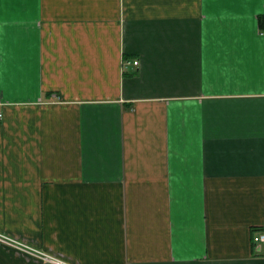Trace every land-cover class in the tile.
I'll return each mask as SVG.
<instances>
[{
  "label": "crops",
  "instance_id": "crops-1",
  "mask_svg": "<svg viewBox=\"0 0 264 264\" xmlns=\"http://www.w3.org/2000/svg\"><path fill=\"white\" fill-rule=\"evenodd\" d=\"M263 15L0 0V232L73 264H264Z\"/></svg>",
  "mask_w": 264,
  "mask_h": 264
},
{
  "label": "built area",
  "instance_id": "built-area-1",
  "mask_svg": "<svg viewBox=\"0 0 264 264\" xmlns=\"http://www.w3.org/2000/svg\"><path fill=\"white\" fill-rule=\"evenodd\" d=\"M134 63L138 64L139 61L135 60ZM2 106H3V102L0 100V122L3 120V117H4ZM0 237H1L0 239H2V238L8 239L9 241L8 240H5V241H8V243L16 246L18 249L22 250V252L27 253L32 258H36V259L42 260V261L47 262V263L55 262L56 264H61V260L51 257V255H49L45 252H42L40 249L38 250V249H35L29 245H26L25 243H20L19 241L8 237L7 235H5L1 232H0ZM4 239H2V240H4ZM253 243H254L255 247H257V248L264 247V229H260V230H257L254 232Z\"/></svg>",
  "mask_w": 264,
  "mask_h": 264
},
{
  "label": "rangeland",
  "instance_id": "rangeland-1",
  "mask_svg": "<svg viewBox=\"0 0 264 264\" xmlns=\"http://www.w3.org/2000/svg\"><path fill=\"white\" fill-rule=\"evenodd\" d=\"M0 238H1V237H0ZM2 239H4V238H2ZM2 239H0V244H3V245H6V246H9V247L14 248V249H16V250H18V251H22V250L18 249L16 246H14V245L8 243V241H9L8 239H4V240H2ZM5 240H8V241H5ZM17 241H19L20 243H23L22 240H17ZM26 245H29V246H31V247H33V248H35V249H38V250L40 249L42 252H45V253L51 255V257L61 260V264H73V263H71V262H67V261H65V260H63V259H61V258H59L57 255H55V254H53V253L50 254V253H48L47 251L42 250L41 248L35 247V246L32 245V244H27V243H26ZM34 259H36V258H34ZM37 260H39V259H37ZM49 264H56V263H55V262H51V263L49 262Z\"/></svg>",
  "mask_w": 264,
  "mask_h": 264
},
{
  "label": "trees",
  "instance_id": "trees-1",
  "mask_svg": "<svg viewBox=\"0 0 264 264\" xmlns=\"http://www.w3.org/2000/svg\"><path fill=\"white\" fill-rule=\"evenodd\" d=\"M261 28L264 29V15L260 19Z\"/></svg>",
  "mask_w": 264,
  "mask_h": 264
}]
</instances>
